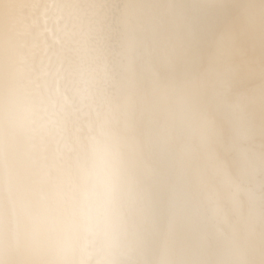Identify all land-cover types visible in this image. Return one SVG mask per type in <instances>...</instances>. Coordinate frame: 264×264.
I'll use <instances>...</instances> for the list:
<instances>
[{
    "label": "bare ground",
    "instance_id": "6f19581e",
    "mask_svg": "<svg viewBox=\"0 0 264 264\" xmlns=\"http://www.w3.org/2000/svg\"><path fill=\"white\" fill-rule=\"evenodd\" d=\"M0 264H264V0H0Z\"/></svg>",
    "mask_w": 264,
    "mask_h": 264
},
{
    "label": "snow or ice",
    "instance_id": "6c2138e0",
    "mask_svg": "<svg viewBox=\"0 0 264 264\" xmlns=\"http://www.w3.org/2000/svg\"><path fill=\"white\" fill-rule=\"evenodd\" d=\"M37 99L45 110L51 108L63 113L64 118L69 123H74L75 110L67 100L59 94L54 95L51 91L45 89L37 93Z\"/></svg>",
    "mask_w": 264,
    "mask_h": 264
}]
</instances>
